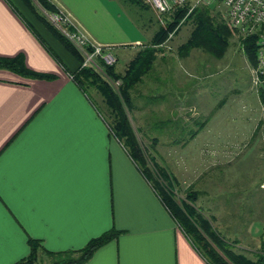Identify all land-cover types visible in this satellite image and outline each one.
I'll use <instances>...</instances> for the list:
<instances>
[{"label": "crops", "instance_id": "1", "mask_svg": "<svg viewBox=\"0 0 264 264\" xmlns=\"http://www.w3.org/2000/svg\"><path fill=\"white\" fill-rule=\"evenodd\" d=\"M49 2L118 55L147 44L158 26L150 7L128 0ZM0 56L48 75L0 68V264L23 258L28 238L64 251L111 228L119 233L83 264H207L108 130L96 95L71 79L78 60L21 0H0ZM169 59L162 52L154 62L169 70Z\"/></svg>", "mask_w": 264, "mask_h": 264}, {"label": "rangeland", "instance_id": "2", "mask_svg": "<svg viewBox=\"0 0 264 264\" xmlns=\"http://www.w3.org/2000/svg\"><path fill=\"white\" fill-rule=\"evenodd\" d=\"M209 8L226 21L220 2ZM179 27L163 44V55L172 57L171 69L153 62L130 90L133 108L127 116L137 140L174 178L177 196L189 187L197 190L196 205L214 217L212 225L221 234L237 239L235 252L253 260L264 251V139L262 126L256 129L259 121L264 122V106L250 83L252 66L241 53L234 30L221 58L197 49L188 58L178 57L177 39L183 41L188 25ZM136 49L114 53L117 71ZM89 91L96 95L97 110L105 120L107 110L99 94L93 88Z\"/></svg>", "mask_w": 264, "mask_h": 264}, {"label": "trees", "instance_id": "3", "mask_svg": "<svg viewBox=\"0 0 264 264\" xmlns=\"http://www.w3.org/2000/svg\"><path fill=\"white\" fill-rule=\"evenodd\" d=\"M21 1L28 11L78 60V67L70 72L71 79L83 92H86L87 88H93L99 94L107 110L106 119L104 120V117L102 119L108 130L121 144L138 172L149 183L162 205L202 259L207 264H264V251L251 260L233 250L237 239L225 237L212 225L211 221L214 217L210 214L206 216L201 209L202 206L196 205L199 194L197 190L189 187L182 196H177L174 178L165 167L155 161L143 142L137 140L127 116L133 108L130 90L141 82L142 76L152 68L157 55L163 52L162 46L159 45L165 41L169 32L173 30L172 35H174L179 26L187 24L189 27L186 39L175 49L178 57L187 56L191 49H199L214 58H221L229 46L233 31L226 22L212 13L209 6L190 7V3L185 1L182 5L173 8L164 26L157 24V29L150 41L137 49L121 71L115 69V64L105 65L100 61L97 62L99 69H96L89 65L80 67L82 57L73 45L47 20L32 0ZM35 1L46 13L56 11L49 0ZM128 1L139 7L147 8L140 0ZM177 24L179 26L175 28ZM238 45L248 64L253 67L256 35H238ZM0 68L20 75L48 76L28 70L23 65L20 56H0ZM256 95L258 102L264 106V82L257 87ZM202 126L203 122L198 124L199 128ZM260 126H262L264 139V122L259 121L256 129ZM196 133L195 130L190 136L193 137ZM154 143L155 138H151L150 145L153 146ZM118 233L119 231L111 228L91 238L81 248L64 251L46 250L38 240L28 238L27 254L13 264H34L43 259L48 261L46 264H83L94 250Z\"/></svg>", "mask_w": 264, "mask_h": 264}, {"label": "built area", "instance_id": "4", "mask_svg": "<svg viewBox=\"0 0 264 264\" xmlns=\"http://www.w3.org/2000/svg\"><path fill=\"white\" fill-rule=\"evenodd\" d=\"M140 1L153 10L158 25L164 26L173 8L182 5L186 0ZM214 1L220 2L223 6L226 17L225 22L232 30L236 31L240 36L256 35L255 64L251 68L250 77L251 86L256 91L257 87L264 82V0H192L190 7L196 5L210 6ZM43 14L81 54L80 67L89 65L99 69L97 66L98 61L105 65L114 64L116 58L113 47L90 41L84 33L72 28V22L67 14L61 10ZM172 34L173 30L167 34L165 41L171 38Z\"/></svg>", "mask_w": 264, "mask_h": 264}, {"label": "water", "instance_id": "5", "mask_svg": "<svg viewBox=\"0 0 264 264\" xmlns=\"http://www.w3.org/2000/svg\"><path fill=\"white\" fill-rule=\"evenodd\" d=\"M38 8L41 10V12L45 13V11L39 5H38Z\"/></svg>", "mask_w": 264, "mask_h": 264}]
</instances>
